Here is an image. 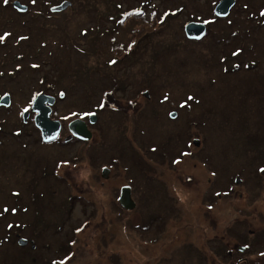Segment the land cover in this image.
I'll use <instances>...</instances> for the list:
<instances>
[{"label":"rangeland","instance_id":"374dc122","mask_svg":"<svg viewBox=\"0 0 264 264\" xmlns=\"http://www.w3.org/2000/svg\"><path fill=\"white\" fill-rule=\"evenodd\" d=\"M19 1L29 6L23 16L0 0V35L10 33L0 42V96L11 99L0 108V264H150L135 251V239L141 244L148 236L143 230L197 233L190 224L184 231L180 220L186 202L199 201L201 192L207 203L233 175L254 202L253 223L261 225L264 0H235L224 19L214 15L218 0ZM55 4L65 10L51 13ZM190 21L205 24L202 39L185 36ZM125 81L149 98L140 104L139 93L131 107L113 88ZM40 91L64 94L52 106L51 118L62 124L56 142L41 141L33 113L21 119ZM97 103L129 112L141 105L147 117L136 116L135 137V117L103 113L90 140L62 142L67 124L80 118L73 113L92 112ZM172 113L177 117L170 119ZM122 120L132 125H114ZM193 138L198 144L181 161ZM181 170L190 177L186 186ZM122 185L135 201L152 198L153 206L140 211L139 230L132 227L134 213L117 205ZM172 202L182 208L179 226L166 209ZM255 242L264 244V232ZM191 244L198 255L207 242L196 236ZM251 264H264V257Z\"/></svg>","mask_w":264,"mask_h":264},{"label":"flooded vegetation","instance_id":"af4514ba","mask_svg":"<svg viewBox=\"0 0 264 264\" xmlns=\"http://www.w3.org/2000/svg\"><path fill=\"white\" fill-rule=\"evenodd\" d=\"M14 1L15 0H7L6 6L12 9L14 12L18 13L20 16L25 15V13L29 10V6L26 5L27 8L25 9V11H19L13 7ZM53 7H59V4L58 5L55 4ZM63 10L65 9H60L55 11L51 10V13L59 14L60 12H63ZM136 85L137 84L135 83V81H127V82L125 81L122 83L118 82L113 88L118 92H120V95L123 96L125 101L129 103L132 107V104L134 102L133 100L136 99L135 95L138 96L139 93L144 95L143 99L140 100V104H142V102L146 100V98L147 99L149 98L147 96L146 90L138 91L135 89L137 87ZM55 92L57 91H53L52 94H54ZM105 92L108 93L107 91ZM104 96L105 95H102L101 99L102 98L104 99ZM100 105L101 104L97 103L95 106H92L94 108L92 112L90 111V113L95 112L94 114L97 116L96 121L93 122L92 124H90L89 121H86L88 128L92 132V136H93V130L91 129V126L95 125L98 121H100L99 117L102 118L103 113L116 112L119 115H125V118L127 119H130L129 115L135 117V119L138 122V123L134 121L132 122L135 125V127L132 126L135 137L137 136L136 129L140 127V122L138 120L139 116L141 115L143 117H147L145 113L142 112L144 107H142L141 105H140L141 107L139 106L138 108H136L135 112L138 109H140V111H137L136 115L134 114L135 113L134 111L129 112L127 109L131 110V108H127L126 106L120 109L119 106L116 107L113 105L112 106L103 105V107H101ZM148 111L152 112L149 109ZM136 116H138V118ZM170 119L173 118L170 116ZM114 125H124L123 128L127 129L132 124L130 122L125 124L124 120H122L121 122L119 121L116 122V124ZM140 133L142 134V132ZM142 139H143V134L141 135V141ZM64 140L67 142H73L77 139L69 136ZM194 140L198 141L197 138H193L191 140L193 143L190 142L188 144L187 153L190 150L189 146L191 144H195ZM184 156L185 154H182V157L180 159L181 161H185ZM180 173L182 176H179L180 182L179 181L178 182L186 186L185 184L190 182V177L189 175L185 174L182 170ZM262 176L264 177V174ZM105 180L107 181L109 179L107 178ZM230 184L231 185H229L227 188L221 189V187H219L217 191L213 194V198L212 197L208 198L207 203L203 201V193L201 194V192L199 194L200 195L199 201L196 200L188 203L186 202V206H185L186 208H184V210H186L187 212L183 215V217L180 218V220H183L182 224L184 225V231L185 230L187 231V228L190 226H195L197 228V233L179 234L175 232V234L171 233L168 235L162 233V236H160V235H156L158 231L155 230L148 231L147 229H145L143 231L148 232V236L143 235V239H142L143 242L141 244H139L138 239H135V242H138L136 246L138 250L135 251L138 252L139 254L140 251L144 253L147 256V258H149L148 263L150 264H155V262H157L156 264H158L161 263L162 261L163 262L167 261L169 262V264H211L210 262L212 260L215 261L216 259L218 261H224L229 264H251L253 260H259L263 258L264 256L258 254L257 250L255 249L264 247V244L256 243V242L253 243V240H256L258 235L264 232V214H261V219H260L261 225H257L258 221H255L253 223L251 216H252V211L254 210L253 207L254 202L250 201L249 203L248 194L244 190L245 187H242L241 179L236 175H233L231 177ZM224 186L225 185H223V187ZM121 187L122 186H120V188ZM145 192L147 191L141 190V195H143ZM236 192H238V197H236ZM131 198L133 199L135 204L133 209L127 210L119 203L118 205L122 209V211L123 210L125 212L132 211L134 213L131 222H132V227H134L135 230H137L138 225L141 222L140 211L142 209H149V207L153 206L151 202L152 198H150L148 202L141 200L135 201V198L132 194H131ZM143 204L144 207H141V205ZM177 204L178 203L176 202L175 203L172 202L171 204L167 205L166 209L170 210L173 215V217L170 218L171 222H174L179 226L178 216L180 215L181 213L180 210L182 208L178 207ZM192 205L193 208H190V206ZM257 212L260 213V211ZM158 217L160 218L159 222L162 225H164L166 223V217L164 215H159ZM152 219H154V222L157 220L155 217H153ZM252 226H254V228ZM248 234H251L252 236L251 241L246 239L248 237ZM171 235L175 236L174 243L172 241ZM196 236L202 239L203 241L207 242V245H205L204 248L200 249L201 251L198 255H195L197 251L191 252L189 250V246L192 247L191 241ZM199 246L200 245H198V247ZM121 252L124 253V251ZM203 253H205L206 257L202 255ZM158 259L159 261H157ZM164 264H168V263H164Z\"/></svg>","mask_w":264,"mask_h":264},{"label":"water","instance_id":"95a60500","mask_svg":"<svg viewBox=\"0 0 264 264\" xmlns=\"http://www.w3.org/2000/svg\"><path fill=\"white\" fill-rule=\"evenodd\" d=\"M235 0H219L214 7V15L219 18H224L229 14L230 9L233 7ZM13 7L19 11H25L26 6H22L18 1L13 2ZM61 7H53L52 10L63 9ZM184 33L186 37L190 40H200L206 33V26L201 22L190 21L184 26ZM62 96V95H61ZM55 102V97L39 93L37 94L30 105L29 110L22 112V121L25 123L29 117L30 113H34L33 123L35 127L40 131V136L43 142L48 143L55 140L61 129V123L59 120H53L50 117L51 106ZM10 105V96L5 94L0 97V106L8 107ZM175 114L172 113L171 117H174ZM89 122L93 123L96 120L95 115L89 116ZM67 129L71 136L75 138L86 141L89 140L92 136L91 131L87 128V125L84 120L75 118L67 124ZM197 141H195L196 143ZM109 169L103 167L101 169V177L104 179L108 178ZM118 201L121 206L125 209H133L135 204L131 199V191L128 185H124L120 188Z\"/></svg>","mask_w":264,"mask_h":264},{"label":"snow or ice","instance_id":"6c2138e0","mask_svg":"<svg viewBox=\"0 0 264 264\" xmlns=\"http://www.w3.org/2000/svg\"><path fill=\"white\" fill-rule=\"evenodd\" d=\"M5 3H7V0H5ZM32 3L35 4L36 0H32ZM167 15V13L165 14ZM261 15L264 16V11L261 12ZM207 23V22H206ZM10 35V33H4L3 35H0V42H3L6 37ZM21 39H26V37H21ZM239 51V50H238ZM238 52L233 53V55H237ZM110 63L115 64L116 61H110ZM33 67H37V65H33ZM61 95H63V93H61ZM167 99V97H165ZM189 99H192V97H189ZM101 107H103V104L100 105ZM28 109H25V111H27ZM73 115H77L80 116V118L89 116V115H94V113H90V112H84L83 114L80 113H73ZM185 155H188V153H185ZM175 163H179V161H174ZM65 164H67L68 162H64ZM262 172H264V168L261 169ZM5 211H7V209H5ZM77 231H80V229H77ZM262 256H264V253H261ZM61 264H63V262H61Z\"/></svg>","mask_w":264,"mask_h":264},{"label":"trees","instance_id":"16d2710c","mask_svg":"<svg viewBox=\"0 0 264 264\" xmlns=\"http://www.w3.org/2000/svg\"><path fill=\"white\" fill-rule=\"evenodd\" d=\"M26 144V143H25ZM258 166H261L260 164H258L256 167H258ZM257 169H259V168H257ZM118 199V198H117ZM117 205H118V202H117ZM119 206V205H118ZM135 230V229H134ZM133 230V231H134ZM126 234L128 235V233H127V231H126Z\"/></svg>","mask_w":264,"mask_h":264},{"label":"bare ground","instance_id":"6f19581e","mask_svg":"<svg viewBox=\"0 0 264 264\" xmlns=\"http://www.w3.org/2000/svg\"><path fill=\"white\" fill-rule=\"evenodd\" d=\"M94 98H95V96H94ZM98 100H99V98H98ZM54 104H56V101L54 102ZM54 104H53V105H54ZM53 105H52V106H53ZM52 106H51V107H52ZM94 115H95V114H94ZM95 116H96V115H95ZM51 119H53V118H51ZM53 120H55V119H53Z\"/></svg>","mask_w":264,"mask_h":264}]
</instances>
